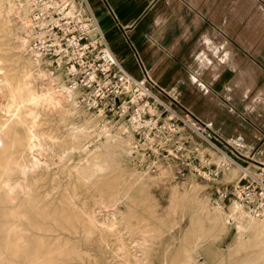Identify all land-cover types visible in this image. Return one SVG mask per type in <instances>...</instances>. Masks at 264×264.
<instances>
[{
	"label": "rangeland",
	"instance_id": "1",
	"mask_svg": "<svg viewBox=\"0 0 264 264\" xmlns=\"http://www.w3.org/2000/svg\"><path fill=\"white\" fill-rule=\"evenodd\" d=\"M20 6L19 2L17 7ZM29 24L31 10L23 17L16 11L3 28L6 30L0 31L1 72L17 80L25 58L33 52L39 58L38 73L53 72L58 82L70 88L50 59L34 53ZM242 24V30H250L246 25H251L259 33L249 40L252 44L257 41V63L263 67L253 90L261 98L264 22H260V17H250L249 22ZM71 89L78 107L65 116L64 111H39L36 119H28L38 128H34L32 140L26 125L18 120L24 114V118L28 117L26 108L15 107V117H6L2 104L8 99L11 103V98L5 92L0 95V149L29 169L36 166L32 162L40 161L36 170L28 173L26 182L24 178L20 180V185L29 184L33 191L28 193L17 187L14 196L0 194V264H195L189 261L190 256L197 257V264H264V236L257 239L251 229L240 228L242 219L254 217L264 222V215L251 214L234 194L244 168H257L252 154L218 143L188 116L194 128L179 121L173 125V136L165 134L162 141L156 139L155 145L149 140L139 141L126 124L88 111L77 101L75 89ZM11 104L15 106L13 101ZM163 121L169 124L165 116ZM8 125L17 137H7ZM106 128L112 135L121 136L120 155L115 153L114 145L106 143V136L101 133ZM225 153L231 161L224 157ZM225 160L229 168L217 177L210 175ZM32 201L41 215L34 220L39 229L23 218ZM67 215L74 216L73 222L64 221ZM88 221H93L94 229ZM63 224L67 227L62 228ZM4 230L12 233L10 241L1 238Z\"/></svg>",
	"mask_w": 264,
	"mask_h": 264
},
{
	"label": "crops",
	"instance_id": "2",
	"mask_svg": "<svg viewBox=\"0 0 264 264\" xmlns=\"http://www.w3.org/2000/svg\"><path fill=\"white\" fill-rule=\"evenodd\" d=\"M77 3L98 19L118 59L135 77L143 70L132 45L162 93L194 124L218 143L252 154L253 163L264 162V97L253 92L263 67L257 63V41L249 40L259 33L251 25L241 28L250 17L264 22V0Z\"/></svg>",
	"mask_w": 264,
	"mask_h": 264
},
{
	"label": "built area",
	"instance_id": "3",
	"mask_svg": "<svg viewBox=\"0 0 264 264\" xmlns=\"http://www.w3.org/2000/svg\"><path fill=\"white\" fill-rule=\"evenodd\" d=\"M30 27L34 53L50 59L62 71L67 85L80 92V103L88 111L126 124L139 141L149 140L151 145L157 138L162 141L165 134L173 136L175 122L194 128L144 69L138 49L131 46L143 70L141 77H135L118 59L98 19L86 14L77 0H31ZM234 148L240 151L238 146ZM224 157L232 160L227 153ZM254 163L256 169L244 168L234 194L251 214L262 216L264 162ZM229 165L221 161L210 175L219 176Z\"/></svg>",
	"mask_w": 264,
	"mask_h": 264
},
{
	"label": "bare ground",
	"instance_id": "4",
	"mask_svg": "<svg viewBox=\"0 0 264 264\" xmlns=\"http://www.w3.org/2000/svg\"><path fill=\"white\" fill-rule=\"evenodd\" d=\"M21 4V6L18 8L17 5ZM31 10V3L30 0H1L0 1V31L4 28L7 27V24L9 22L12 21V15L18 11L19 15L21 17L25 16L28 12H30ZM26 19V18H25ZM3 20V21H2ZM28 22V20L26 21V23ZM30 22V21H29ZM30 25V24H29ZM6 29H3L2 31H4ZM10 36V35H9ZM20 37V36H19ZM26 38V37H25ZM25 42V41H24ZM27 43V41H26ZM31 53V51H30ZM26 60V64L25 66L22 68L20 75L17 77V80L14 78L11 74L6 73L5 71L1 72V68H0V95L4 94V92L6 93V95H8L11 98V103L13 101V103L15 104V106H13L8 99V102H4L2 104L3 106V110L5 111V116L6 117H10L12 115H14V113H16L15 107H18L19 109L21 107H25L26 111L28 112V117L24 118L22 116H18V120L20 121V124H25L27 127V132H28V137L32 140L34 139V135H35V129L37 128V126L35 127L32 124L28 123V119L32 120V119H36L35 117L37 116L39 111L42 110H54V111H64V116L67 113H70L72 110L76 109V104H75V99L73 96V91L70 88H67L66 86H64V84L58 82V76H56L53 72H44V73H38L37 72V68H36V62L39 60L38 57L34 56L33 52L31 53L30 56H27L25 58ZM1 62V61H0ZM1 67V65H0ZM9 71V70H8ZM7 71V72H8ZM74 88V87H73ZM75 89V94L77 95V101L80 103L79 100V96H80V92L78 91L77 88ZM7 100V99H5ZM2 103V102H1ZM81 104V103H80ZM23 107V108H24ZM2 109V107H0ZM79 109V108H78ZM78 111V110H77ZM3 112V111H2ZM21 112L22 109H21ZM25 113V112H23ZM59 113V112H58ZM22 114V113H21ZM15 117V115H14ZM3 120V119H2ZM5 121V120H4ZM92 122V121H91ZM18 124V123H17ZM12 125V124H11ZM8 125L7 131H6V135L8 138L10 137H17V135L15 136V134H13V129L12 126ZM16 125V124H15ZM4 126V125H3ZM105 126V125H104ZM14 127V126H13ZM38 130V128H37ZM15 132V131H14ZM84 133V132H83ZM101 133L105 134L106 136V143L107 144H111L114 145L116 147V154H119V148L121 147V136L119 134L116 135H112L110 132L109 128L106 129H101ZM13 134V135H12ZM46 134V133H45ZM74 134V133H73ZM78 135V133H77ZM80 135V134H79ZM90 135V134H89ZM27 137V138H28ZM41 137H39L40 139ZM87 138V137H86ZM104 138V137H103ZM8 140V139H7ZM41 140V139H40ZM44 140V139H43ZM80 140V139H79ZM78 140V141H79ZM82 140V139H81ZM168 140V139H167ZM27 141V140H26ZM85 141V140H84ZM127 141V140H126ZM30 142V141H29ZM42 142V141H41ZM83 142V141H82ZM104 142V141H103ZM33 143V142H32ZM31 143V144H32ZM38 143V142H37ZM46 143V141H45ZM48 143V142H47ZM41 144V143H39ZM44 144V143H43ZM103 144V143H102ZM30 146V145H29ZM50 146V145H49ZM114 147V148H115ZM50 148V147H49ZM2 149V148H1ZM0 149V194L4 193L6 196L9 195H13V193L17 192L19 189H17V187H21L24 188L23 191L25 190L26 192L30 193L31 191H33L31 189V185H20V180L21 178H24V182H26V180L28 179V173H31L33 171V169L36 170V166L38 164V166L40 165V161L36 164L35 162H32V165H36L33 167V169H29L28 167H25L24 165L15 162L13 157L10 156V154H8L7 152L3 151ZM122 149V148H121ZM124 149V147H123ZM122 149V150H123ZM113 150V149H112ZM121 150V151H122ZM125 150V149H124ZM49 151V149H48ZM51 151V150H50ZM115 151V150H114ZM122 153V152H121ZM54 154V153H53ZM114 154V153H112ZM115 154V155H116ZM55 155V154H54ZM54 155H52L54 157ZM41 156H43L41 154ZM61 156V155H59ZM58 156V157H59ZM65 156V155H64ZM123 156V153H122ZM121 156V157H122ZM48 157V156H47ZM52 157V158H53ZM56 157V156H55ZM43 159V157L41 158V160ZM40 160V159H39ZM59 160V159H58ZM61 160V159H60ZM50 161V160H49ZM54 161V160H52ZM62 161V160H61ZM27 162V161H26ZM44 160L41 161V163H43L45 165ZM60 162V161H59ZM235 162V161H234ZM31 163V162H30ZM53 163V162H52ZM56 163V162H55ZM62 163V162H61ZM92 163V162H91ZM49 164V163H48ZM232 164V163H231ZM50 165V164H49ZM48 165V166H49ZM55 165V164H54ZM60 165V164H59ZM43 166V165H42ZM47 166V167H48ZM52 166V164H51ZM91 166V165H90ZM106 166V165H105ZM50 168V167H49ZM52 168V167H51ZM54 169V168H53ZM79 169V168H78ZM83 169V168H82ZM91 169V168H90ZM42 170V169H41ZM46 170V166L45 169ZM51 170V169H50ZM98 170V169H97ZM40 171V170H37ZM55 171V170H54ZM48 172V171H47ZM57 172V171H56ZM91 172V171H90ZM35 173V172H34ZM51 173V172H50ZM85 173V171H84ZM43 174V173H42ZM46 174V173H45ZM28 175V176H27ZM35 175V174H34ZM39 175V174H38ZM41 175V173H40ZM58 176V173L56 174ZM54 178V177H52ZM81 178V177H79ZM82 179V178H81ZM53 180V179H52ZM51 180V181H52ZM55 180V179H54ZM57 180V179H56ZM55 180V183H57V181ZM77 180V178H76ZM82 181V180H81ZM53 182V181H52ZM59 182V181H58ZM75 182V180H74ZM86 183V182H83ZM54 184V183H53ZM77 184V183H76ZM74 183V185H76ZM53 186V185H52ZM62 187V186H61ZM68 187V186H67ZM75 187V186H74ZM73 187V188H74ZM53 190L55 189L54 187H52ZM69 188V187H68ZM58 189V188H57ZM66 189V188H65ZM70 189V188H69ZM76 189V188H74ZM62 190V189H61ZM71 190V189H70ZM51 191V190H50ZM74 191V190H72ZM78 191V190H77ZM52 192V191H51ZM58 192V191H57ZM65 192V190H64ZM68 192V190H67ZM66 192V193H67ZM22 193V192H21ZM50 193V192H49ZM61 193V192H60ZM69 193V192H68ZM71 193V192H70ZM76 193V192H75ZM54 194V193H51ZM74 194V193H72ZM28 195V194H27ZM14 196V195H13ZM73 196V195H72ZM30 199V198H29ZM11 200V199H9ZM12 202V201H11ZM31 202V201H30ZM68 202V201H67ZM14 203V202H13ZM79 205V204H78ZM29 207V208H28ZM27 210L25 211V213L23 214V218L29 222L30 225H33L32 227H34L35 229H39L40 227H38V224L35 223V221H37V219H39V217L41 216L39 212H37V208H36V204L34 203L33 205V201L32 204L29 203ZM69 208V207H68ZM240 208V207H239ZM76 209V208H74ZM242 209V208H241ZM240 209V210H241ZM83 210V209H82ZM80 211V210H79ZM86 212V211H85ZM217 212V211H216ZM238 212V211H237ZM95 213V212H94ZM241 213V212H240ZM84 214V213H83ZM54 215V214H53ZM89 215V214H88ZM112 215V214H111ZM215 215V214H214ZM219 215V214H217ZM247 215V214H246ZM251 215V214H249ZM15 216V215H14ZM46 216V215H45ZM87 216V215H86ZM97 216V215H96ZM216 216V215H215ZM221 216V215H220ZM243 216V215H242ZM252 216V215H251ZM16 217V216H15ZM18 217V216H17ZM88 217V216H87ZM212 217V216H210ZM222 217V216H221ZM220 217V218H221ZM12 218V216H11ZM41 218V217H40ZM51 218V217H50ZM85 218V217H84ZM219 218V217H218ZM219 218V219H220ZM237 218V217H236ZM245 218V216H244ZM247 218V216H246ZM74 216L71 215H67L64 218V221H66L67 223H71L73 222ZM77 219V218H76ZM89 219V218H85ZM217 219V217H216ZM216 219H213L216 221ZM242 219V218H241ZM35 220V221H34ZM79 220V219H78ZM92 220V219H91ZM210 220V219H209ZM212 220V219H211ZM210 220V221H211ZM82 221V220H81ZM84 221V220H83ZM94 221V220H93ZM93 221H88V222H92L91 226L93 227ZM239 221V220H238ZM79 222V221H78ZM95 224L96 221H94ZM219 222V221H218ZM242 225H240V228L244 227V228H248V230L251 231V233H254L255 238L257 237V239H260L262 236H264V222H261L259 219L257 218H249V219H242ZM39 223V221H38ZM64 223V222H63ZM217 223V222H216ZM224 223V222H223ZM75 224V223H74ZM219 224V223H218ZM240 224V223H239ZM69 225V224H68ZM66 225L63 224L62 228H64ZM72 226V225H71ZM97 226V225H96ZM67 227V226H66ZM106 227V226H105ZM220 227H223L222 225ZM95 227H93L94 229ZM98 228V227H97ZM239 228V229H240ZM243 228V229H244ZM34 229V230H35ZM41 230V229H40ZM103 230V228H102ZM109 230V229H108ZM246 230V229H245ZM243 230V231H245ZM240 231V230H239ZM249 232V231H248ZM52 233V232H51ZM243 233V232H242ZM241 233V234H242ZM89 234V233H88ZM244 234V233H243ZM118 235V234H117ZM245 235V234H244ZM3 237H1L3 240H8L10 241V239H12V233L8 230H4ZM239 238V237H238ZM200 239V238H199ZM202 239V237H201ZM62 240V239H61ZM197 240V239H196ZM195 240V241H196ZM137 242V241H136ZM245 242V240H244ZM22 243V242H21ZM200 243V240L199 242ZM237 243V242H236ZM11 243H9L10 245ZM202 244V243H201ZM200 244V245H201ZM248 244V243H247ZM42 245V244H41ZM236 245V244H235ZM245 245V244H244ZM13 246V245H12ZM124 246V245H123ZM247 246V245H246ZM196 247V246H195ZM241 247H242V243H241ZM245 247V246H244ZM251 247V246H250ZM14 248V247H13ZM42 248V247H41ZM192 248V247H191ZM198 248V247H197ZM234 248V247H232ZM123 249V248H122ZM246 249V248H245ZM191 250V249H189ZM189 250L187 252H189ZM195 250H197L195 248ZM11 251V250H10ZM9 251V252H10ZM78 251V250H77ZM5 252V250H4ZM128 252V251H126ZM56 253V252H55ZM193 253V252H192ZM120 254V253H119ZM134 254V253H133ZM196 254V253H195ZM194 254V255H195ZM128 255V254H127ZM131 255V254H129ZM193 255V254H192ZM51 256V255H50ZM53 256V255H52ZM137 256V255H136ZM196 256V255H195ZM199 256V255H198ZM43 257V256H42ZM54 257V256H53ZM52 257V258H53ZM62 257V255H61ZM131 256H129L130 258ZM135 257V256H134ZM139 257V255H138ZM51 258V259H52ZM197 258V257H194ZM194 258L192 256H190L189 261L190 262H194L195 264L196 261L194 260ZM136 259V258H135ZM186 259V260H188ZM194 260V261H193ZM40 261V260H39ZM44 261V260H43ZM188 261V262H189ZM37 262V261H36ZM46 262V261H45ZM143 262V261H142ZM187 262V261H186ZM42 263V262H40ZM139 263V262H138Z\"/></svg>",
	"mask_w": 264,
	"mask_h": 264
}]
</instances>
